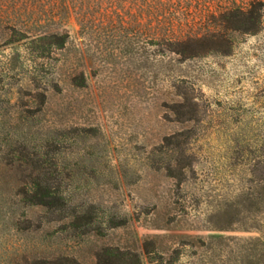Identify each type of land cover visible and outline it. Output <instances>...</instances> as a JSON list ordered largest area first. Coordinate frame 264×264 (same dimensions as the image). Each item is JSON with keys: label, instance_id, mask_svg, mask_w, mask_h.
I'll return each mask as SVG.
<instances>
[{"label": "rangeland", "instance_id": "rangeland-1", "mask_svg": "<svg viewBox=\"0 0 264 264\" xmlns=\"http://www.w3.org/2000/svg\"><path fill=\"white\" fill-rule=\"evenodd\" d=\"M231 5L0 0V264H264V0Z\"/></svg>", "mask_w": 264, "mask_h": 264}, {"label": "trees", "instance_id": "trees-1", "mask_svg": "<svg viewBox=\"0 0 264 264\" xmlns=\"http://www.w3.org/2000/svg\"><path fill=\"white\" fill-rule=\"evenodd\" d=\"M230 1L232 4L230 9L227 10H235L238 12H242L244 10L245 1L246 0H227ZM253 2H250L252 5ZM229 7V4H228ZM226 29V28H225ZM228 29V28H227ZM201 32H197L194 28H183V27H175V26H158V27H151L145 30L146 37L152 38L156 41H160L161 43L167 44V45H178V46H184L185 49L181 52H177V54L180 55H194V44H199V42H202L206 40L207 38H216V37H222V33H220V30H212V29H201ZM245 31H249L251 33L252 30L248 29ZM224 34V33H223ZM53 38H56L59 42H54L52 45L59 47L63 46L65 44L64 38L69 37V34H63L62 33H53L51 35ZM192 46V47H191ZM194 48V49H193ZM30 194L33 197L39 196L40 192L44 189L39 184H33L30 189H28ZM49 195L43 194V196H40L39 202H37L34 205L38 206H44L49 207L52 205V202L49 201Z\"/></svg>", "mask_w": 264, "mask_h": 264}]
</instances>
